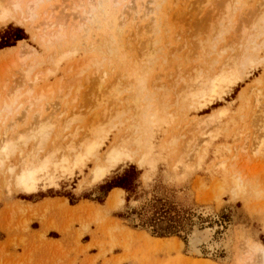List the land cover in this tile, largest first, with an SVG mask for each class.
<instances>
[{
	"label": "rangeland",
	"instance_id": "rangeland-1",
	"mask_svg": "<svg viewBox=\"0 0 264 264\" xmlns=\"http://www.w3.org/2000/svg\"><path fill=\"white\" fill-rule=\"evenodd\" d=\"M226 1L41 0L34 19L23 25L9 22L0 26V109L10 94L19 95L10 111L0 113V145L4 136L8 140L19 137L38 116L44 125L53 126L51 133L59 134L60 140L78 134L79 141L85 135L84 124L92 117L90 111H96L92 96L98 92L102 73L108 86L120 73L142 79L143 95L154 97L150 103L156 107L157 102L165 101L172 120L167 125L152 119L154 168L135 160L121 163L101 183L90 186L86 182L94 164L90 159L71 175L58 171L55 185H42L33 194L8 189L0 175V239H5L0 243V264H35L36 244L50 230L75 244L77 256L70 264H77L84 254L86 264H257L251 250L264 247V149L255 154L262 140L257 123L264 113V63L248 66L243 80L207 107L181 109L176 104L178 94L185 95L183 83L175 84L181 56L178 49L182 42L196 49L206 37L218 35L219 25L214 22L212 26L209 19L224 11ZM235 1L232 19L226 24L228 32L217 39L219 51L239 36L243 26L250 27L258 16L264 17V0ZM129 3L136 12H128ZM143 11L156 22L140 20ZM44 22L53 27L46 29ZM42 28L50 33L63 30L66 36L47 45ZM72 30L73 37H68ZM19 35L23 39L17 41ZM20 42L26 46L25 53L19 52L25 47ZM157 48L169 61L163 63L160 52L147 60ZM226 52H220L222 59L230 54ZM259 56L264 58V49ZM90 60L95 64L82 69ZM40 91L43 98L34 101ZM115 108L128 111L125 101ZM132 113L113 121L115 128L106 124L108 136L98 156L127 127ZM79 114L86 116L82 120ZM213 114L218 119L193 127ZM75 115H79L77 120ZM101 120L107 121L105 117ZM172 133L177 138L169 144ZM30 149V144L20 145L24 153ZM180 157L184 158L181 163ZM6 158L7 166L14 165L18 153ZM232 176L243 180L242 191L233 192ZM125 178L126 188L108 192ZM116 189L122 190V202L110 209L108 198ZM207 209L213 210L211 214ZM212 214L223 229L215 232L212 241L221 243L214 251L203 249L202 256L193 255L190 235L195 228L212 225ZM31 227L41 229L33 232ZM86 235L92 242L83 248L81 240ZM222 240L224 244L228 240L227 248ZM89 248L98 254L88 256ZM119 251L124 255L116 257ZM155 256L170 258L158 260Z\"/></svg>",
	"mask_w": 264,
	"mask_h": 264
},
{
	"label": "bare ground",
	"instance_id": "bare-ground-1",
	"mask_svg": "<svg viewBox=\"0 0 264 264\" xmlns=\"http://www.w3.org/2000/svg\"><path fill=\"white\" fill-rule=\"evenodd\" d=\"M25 1L28 3L23 0H0V26L9 22H16L19 25H23L27 19H34V17H36L35 12H37V6L41 0ZM121 1L123 2V0ZM225 3L224 11L222 10L223 12H221V14L214 13V15H211L210 17L212 20L209 19V22H213L210 23L212 26H214V22L219 25L218 27L220 30L218 35L215 34L217 36L214 37L216 38L215 40L213 37L211 38L214 33L213 35H210V33V37H206L208 38L207 40L203 39V41L200 42L199 47H197L198 44H196V49L195 46L194 49H192L193 46L192 48L190 46V49L187 48V45L184 42H182L178 49V52L181 51V56L179 57L180 60L176 67V72L179 78L175 84L178 86V84L182 82V91L185 92V95L179 93L176 99V104L181 109L190 108L194 105H199L202 108L207 107V105L212 103L215 97L221 98L226 91H230L233 87L238 85L243 80L245 71L249 68L248 66H259L264 63V58L259 56V51L264 49L263 14L261 17L258 16V18L253 20L254 22L250 27L248 25V27L243 26L240 29L241 33L239 36L232 38L234 41L233 43L232 40L231 43H228L227 41L224 45L225 47L221 48V51L217 50V39L222 35V32H228L229 28L226 27V24L232 19L236 1L228 0ZM134 8L136 9L135 5L133 6L129 3L127 10L132 14V12H136L133 10ZM123 14H125L124 11ZM146 18H148L147 20L150 19L148 13L143 11L140 20ZM150 21L151 23L156 22L154 19H150ZM44 23H46V25L43 24L46 26V29L49 28H47V26L53 27L52 25L47 24L49 22ZM121 25H124V22ZM46 29L45 31L43 29V34L41 35H43L42 39H45L44 41L47 45L52 44L53 41L58 40V38L66 36L63 30L59 33H50V31L47 32ZM73 31L74 30H72L67 36L73 37ZM213 32H215V29ZM21 45L25 46L23 43ZM21 47L20 49L22 51L19 49V52L25 53L26 46L23 47L25 51ZM227 50H229L230 54L225 55L226 57L222 59L220 57V52H226ZM156 52H160L164 56L165 59L163 60V63L169 61L168 55L159 48H157L155 52H150V55L146 57L147 60L151 61ZM17 57H21L19 53ZM64 57L67 58L68 55L65 54ZM84 64L86 66L82 69L89 68L95 63L90 60ZM26 74L27 72L25 75ZM173 74L174 73H172V75ZM101 75V77L99 76L101 83L98 92L92 96L95 102L94 108L96 111H90L91 113L89 114H92V117L89 115L91 117L89 121L90 123L88 122V124H84L83 128L85 135L83 138L79 139V141L77 138L78 134H72V138L68 141L60 140L59 134L51 133V131H53V126L48 127L44 125V120L42 121L43 118L40 119V116H33L34 118H32V122L29 121L30 123L25 129L26 131L19 137L17 136L18 138L15 137L17 139L13 138V140H8L7 136H4L1 139L0 175L4 176V184L8 189L13 187L16 191L25 194H33L42 185H49L50 187L55 185L58 179V171H62L63 174L71 175L73 170L85 167L87 161L90 159L91 161H94L89 178L86 181L90 186L101 183L110 171L121 163L135 160L141 166L149 165L151 168H154V131H152V119L156 118L158 122H166L167 125H171L172 120L168 117L166 110L168 104L165 101L157 102L158 100L156 99V102L158 103L156 104L157 107L152 105L150 101L154 100V97H149L145 94L143 95L144 88L142 84L144 81L142 79L129 76L126 73H120L108 86L104 84L105 74L102 73ZM50 88L51 87H49V89ZM39 93L40 94H37L39 99L36 97L34 101L43 98V91H40ZM28 94L30 96L33 95L32 90L28 92ZM166 95L168 94L166 93L164 95V99L166 98ZM18 99L19 95L17 92L10 94L8 99L4 100L5 105L1 107L0 113L3 111H10ZM161 99H163V96ZM28 101L32 102L31 99ZM122 101H125L126 106L128 107L127 112H125V109L115 108L116 105L122 103ZM111 102L115 103V106H111ZM29 108L27 110H29ZM131 111H133V113L130 116V121L127 127L123 131L117 133L103 156H98L99 151L107 140V125L114 124L113 121H120L125 114ZM157 113L161 114L162 118H159ZM82 115L79 117L83 120V118H81ZM78 116L75 115V118ZM85 116L86 115L83 117ZM216 116V114H213L209 116L208 120L195 122L196 125H193V127L196 126L197 129L201 124L204 126L207 122L215 121V119H218L215 118ZM104 117L107 121L103 122L101 119ZM115 127H117L116 124L113 125V128ZM83 128L81 127L80 129ZM257 130L262 132V140L259 138L260 141L257 144L258 147L255 150V154H259L260 151L264 149V113L257 123ZM77 133H79V131ZM176 138L177 136L172 133L171 137L168 139L169 144L173 143ZM48 143V146H50L48 151H46L45 154H40L46 149V147H48ZM21 144L25 146L30 144L31 149L24 153L20 150ZM14 153H18L17 163L7 166L6 157H9ZM181 161H184V158L180 157L178 159V162L181 163ZM62 176L63 175L60 177ZM146 179H148V177H146ZM231 179V183L234 185L232 189L233 192L242 191L244 185L242 184L243 180L237 176H232ZM121 194V190L111 194L107 202L110 209H114L118 204H121ZM212 211L208 210V215L211 214ZM213 216L212 225H206L203 229L195 228L193 234H191L192 236L190 235V252L193 255L202 256L203 249L211 252L219 247L221 242H216L215 244V240L217 239H215L214 242L212 240L215 232L223 229L219 224V221H217V217L215 215ZM228 240L225 241V244L222 240V245L225 247L228 246ZM251 251L254 253V256H256V262L258 261L257 264H264V247L255 246ZM209 256H211L210 253Z\"/></svg>",
	"mask_w": 264,
	"mask_h": 264
},
{
	"label": "crops",
	"instance_id": "crops-1",
	"mask_svg": "<svg viewBox=\"0 0 264 264\" xmlns=\"http://www.w3.org/2000/svg\"><path fill=\"white\" fill-rule=\"evenodd\" d=\"M120 189H116L111 194L114 192L119 191ZM122 191V190H121ZM110 194V196H111ZM109 196V197H110ZM109 199V198H108ZM41 229V227H31V230L33 232H37ZM134 230H137L135 228H132ZM89 238V240H88ZM159 238H169V237H159ZM5 239H0V243L4 242ZM91 239L89 235H86L82 238L81 240V246L83 248H87L88 245L91 244ZM61 244V247H59ZM74 245L73 241H68L65 239V237L61 234H58L57 232H54L52 230L48 231L47 235L43 239V241H40L36 244V247L38 248V251L36 254L33 256L35 264H70L71 262L75 261L76 259V253L74 252ZM26 253V251L23 250L22 248V255L23 253ZM87 255L88 256H96L98 252L93 250V248H89L87 250ZM116 257L124 255L122 251L116 252ZM85 254L82 256H79L77 259V264H86L85 263ZM63 259H59V258ZM66 257V258H65ZM155 256V259L158 260H167L166 256ZM89 259V258H87ZM84 261V262H83ZM135 262H125L124 264H134ZM101 264V262L99 263ZM138 264V263H135ZM140 264V263H139Z\"/></svg>",
	"mask_w": 264,
	"mask_h": 264
},
{
	"label": "trees",
	"instance_id": "trees-1",
	"mask_svg": "<svg viewBox=\"0 0 264 264\" xmlns=\"http://www.w3.org/2000/svg\"><path fill=\"white\" fill-rule=\"evenodd\" d=\"M16 38H17V39H16L17 41L23 39L20 35H19V36H16ZM5 47H9V45H6ZM127 179H129V178H127ZM126 181H127L126 178H125V179H122V181H121L120 183H118V184H114L113 186H111V187L109 188L108 192H109L111 189L116 188V187L126 188V186L123 185V183L125 184Z\"/></svg>",
	"mask_w": 264,
	"mask_h": 264
}]
</instances>
